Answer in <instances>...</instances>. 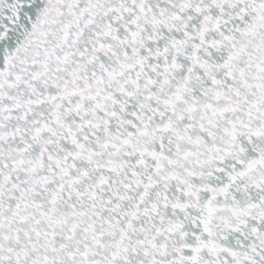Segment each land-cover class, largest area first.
<instances>
[{
    "label": "snow or ice",
    "instance_id": "6c2138e0",
    "mask_svg": "<svg viewBox=\"0 0 264 264\" xmlns=\"http://www.w3.org/2000/svg\"><path fill=\"white\" fill-rule=\"evenodd\" d=\"M0 264H264V0H0Z\"/></svg>",
    "mask_w": 264,
    "mask_h": 264
}]
</instances>
